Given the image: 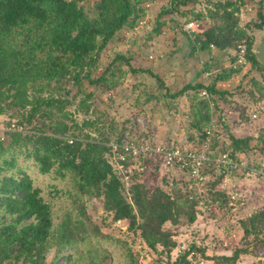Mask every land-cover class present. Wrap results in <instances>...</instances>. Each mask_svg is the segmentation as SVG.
<instances>
[{
  "label": "trees",
  "instance_id": "1",
  "mask_svg": "<svg viewBox=\"0 0 264 264\" xmlns=\"http://www.w3.org/2000/svg\"><path fill=\"white\" fill-rule=\"evenodd\" d=\"M80 1L0 0V114L14 115L10 111L18 108L21 114L15 123L31 125V129H7L4 138H0V264H45L52 250L58 257L91 238H104L106 235L100 225L87 214L85 197L101 198L104 209L113 213L115 220H125L129 231L139 233L150 248L165 253L168 264H193L189 256L196 253L211 258L214 264H239L244 251L264 256V210H258L247 220H241L245 234L254 236L252 249L248 244L245 250L236 248L231 254L207 255L205 248L192 243L172 261L170 256L177 241L174 232L165 224L193 223L198 216L200 195L195 194V198L191 191H184L178 184L171 192L160 185H150L142 179L149 159L143 169L136 166L137 162L143 163L140 159L133 163L123 162L132 168L128 182L108 156L110 150L112 152L108 135L97 137L88 132L83 138L69 133L72 127H91L100 133V125L105 124V111L95 105L96 89L110 91L122 84L123 90L133 91L126 86L125 76L129 74V68L112 70L109 65L100 74L96 70L103 50L113 38L125 27L136 26L144 0H94L97 10L94 17ZM197 1L173 0L164 12H178L180 7ZM253 4L256 5V15L243 24L241 9ZM206 9L205 14L212 23L201 26L194 37L185 30L184 33L193 51L207 52L210 61L215 50L231 51L230 67L216 72L208 84L203 81L188 84L177 93L204 88L212 99L217 94L225 97L231 93L227 82L247 64L249 68L242 81L255 70L262 71L263 79L252 77L255 88L250 89L253 95L257 89L262 96L264 65L252 47L255 40L253 30L264 27V0H216ZM155 31H160V26ZM242 45L245 46L246 60L241 63L238 59ZM119 60L133 68L130 58L121 54H117L112 63ZM209 62L204 71L212 75ZM149 71L165 86L167 95L170 94L171 89L166 86L164 77ZM71 83L77 88L74 96H71ZM126 102L120 105H126ZM71 103L75 104L73 110L68 108ZM79 113L84 114L82 123L76 119ZM192 117L190 126L203 130V124L212 118L209 99L193 105ZM12 123L9 122V126ZM201 134L202 141L197 148L205 142L207 129ZM231 138L233 149L239 151L250 150L254 139L251 135H232ZM211 147L213 149V145ZM260 149L264 151V145ZM16 151L33 159L41 173L55 170L62 177L70 176L78 198L77 209H74L76 214L68 210L61 221L55 223L51 204L32 176L18 165ZM209 169L212 167L208 166ZM214 195L221 207L233 210L229 195L219 190ZM159 245L162 248L159 249ZM130 255V263L134 264L133 254ZM95 257L94 253L89 255L82 264H100ZM67 259L66 264H72L71 254Z\"/></svg>",
  "mask_w": 264,
  "mask_h": 264
},
{
  "label": "rangeland",
  "instance_id": "2",
  "mask_svg": "<svg viewBox=\"0 0 264 264\" xmlns=\"http://www.w3.org/2000/svg\"><path fill=\"white\" fill-rule=\"evenodd\" d=\"M215 1L198 0L195 4L180 7L178 12L177 10L164 12L171 6L169 0H144L140 5L143 11L140 12L141 17L137 20L136 26L125 27L113 38L103 50L96 70L100 74L109 65L112 66V70L121 71L124 70L123 68L127 70L129 68L130 72L125 76L126 86L133 91L123 90L122 84L114 86L110 91H105L103 88L96 89L95 105L105 111L103 116L105 124L100 125V133L91 127H72L69 132L83 138L88 132L91 136L97 137L108 135L109 141L112 142L122 134H133L137 124H140L137 120L140 116L141 124L149 129L150 134L154 136H151L152 140L155 138L157 141L156 144L187 143L198 147L199 142L202 141L201 131L209 129L212 121L218 122L211 138L214 151L218 154L228 152L235 156L245 163L242 169L235 170L231 176H221L220 172L213 168L209 171L206 169L207 178L199 185L194 184L195 181L187 171L179 167L169 168L161 160L153 157L149 159L142 173V179L148 181L150 185H160L171 192L178 184L177 186L182 187L184 191H191L192 196L200 195L201 200L197 205L198 216L193 223L182 221L178 224L171 222L165 224L166 228L174 232L177 241V246L170 256L172 261L184 253L192 243L205 248L207 255L231 254L236 248L245 250L248 244L252 249L254 236L245 234L241 220H247L258 210H264V193H257L260 188L264 190V176L258 172L264 168V151L260 149L264 145V91L262 96L257 89L254 95L250 91L255 88L252 77L263 79V72L255 70L242 81V76L249 68L245 64V67L239 73L232 75L227 82L231 93H227L225 97L217 94L212 99L209 92L202 93L204 88L177 93L188 84L196 85L202 81L208 84L216 72L230 67L231 51L224 53L215 50V56L210 61L207 52L193 51L190 40L184 33L183 24L189 18H198L196 20L199 26L196 32L201 26L206 27L212 23L205 13H207L206 6H211ZM80 4L85 6L90 16L97 15L94 0H81ZM255 6L253 4L242 7L240 16L243 24L250 22L256 15ZM201 12L203 13L198 16L197 14ZM158 26L160 31L157 32L155 28ZM257 30H253L255 38ZM180 47L181 50L178 49ZM117 54L129 57L135 69L120 60L113 64L112 61ZM207 62L211 63L212 75L204 71ZM149 70L164 77L166 86L171 89L170 94L167 95L165 86H162L159 79ZM241 82V88L236 90V86ZM70 88H72L71 96H74L77 88L72 83ZM176 93L178 95L174 96L173 94ZM76 99L78 101L79 97ZM203 99H209L212 118L208 123L203 124V130H199L191 127L190 122L193 119V105ZM125 100L127 104L120 105ZM68 108L73 110L75 104L71 103ZM14 109L15 111H10L14 112V115L0 114V135H4L5 131L10 129L9 122L19 120L21 110ZM254 113L257 115L254 116ZM83 118L84 114L79 113L76 116L80 123L83 122ZM26 127L31 129V125L23 124V128ZM232 135L253 136L251 149L234 150ZM15 156L18 165L32 176L35 185L42 188L43 196L52 206L56 224L68 210L77 213V210H74L77 209L75 207L77 193L69 175L62 177L55 170L41 173L33 159L27 158L19 151H16ZM108 156L111 161L114 160L111 150ZM144 164L146 165L145 162ZM114 165L119 172L118 163L115 162ZM250 168L257 170L250 171ZM171 180H174V183H170ZM252 184L255 189L251 187ZM217 190L230 196L233 210L227 206L221 207L220 202L214 200V193ZM233 194L236 198H232ZM85 199L87 214L100 225L106 236L91 238L84 245L65 250L58 257H55V250H52L48 253L45 264H66L68 254L72 255V264H82L93 253L96 254V262L100 264H131V253L134 264H168V256L165 253L150 248L139 233L129 231L125 220H115L113 213L104 209L101 198L85 197ZM160 248L162 247L159 245ZM189 258L193 264H214L211 258L203 257L201 253L192 254ZM238 262L264 264V256H255L244 251Z\"/></svg>",
  "mask_w": 264,
  "mask_h": 264
},
{
  "label": "built area",
  "instance_id": "3",
  "mask_svg": "<svg viewBox=\"0 0 264 264\" xmlns=\"http://www.w3.org/2000/svg\"><path fill=\"white\" fill-rule=\"evenodd\" d=\"M172 4L173 0H169ZM199 22L196 19L187 20L183 24L184 30L194 35L197 31ZM245 46H241V53L239 55L238 62H245ZM203 94H207L208 91L204 89ZM257 114L254 113V116ZM137 120L140 124H137L133 134L125 133L122 134L118 139L109 142V146L112 149V156L114 157V163H118V169L120 173L124 175V178L129 182L130 173L132 168H128L123 165L124 161H129L131 163L137 161L138 159L143 161L136 163V166H139L141 169L145 167L144 162L152 157L158 158L162 163L169 167H179L181 170H185L192 177L194 184H202L207 178L206 169L208 166L218 170L221 176H231L235 170L242 169L245 166V163L239 161L235 156L231 155L228 152L216 153L212 149V134L218 126V122L211 123L209 129H207V138L201 148L192 147L187 143H168L167 145H158L155 138L152 140L149 129L145 125L141 124L142 117H137ZM147 126V123H146ZM10 129L22 130L23 126L13 122L10 126ZM154 137V136H152ZM0 138L3 139L4 135H0ZM185 142V141H182ZM248 168V166H247ZM250 171L257 170L250 168ZM264 176V168L260 171ZM126 181V182H127ZM127 182V183H128ZM170 183H174V180H171ZM232 198H236V195H232Z\"/></svg>",
  "mask_w": 264,
  "mask_h": 264
},
{
  "label": "water",
  "instance_id": "4",
  "mask_svg": "<svg viewBox=\"0 0 264 264\" xmlns=\"http://www.w3.org/2000/svg\"><path fill=\"white\" fill-rule=\"evenodd\" d=\"M252 50L264 65V27L256 31V38Z\"/></svg>",
  "mask_w": 264,
  "mask_h": 264
},
{
  "label": "crops",
  "instance_id": "5",
  "mask_svg": "<svg viewBox=\"0 0 264 264\" xmlns=\"http://www.w3.org/2000/svg\"><path fill=\"white\" fill-rule=\"evenodd\" d=\"M213 52H214V54H215V51H213ZM165 90H166V89H165ZM253 186H254V185L252 184L251 187L255 189V186H254V187H253ZM255 192H256V191H255ZM257 193H259V194H260V193H264V190H262V188H260V189L258 190Z\"/></svg>",
  "mask_w": 264,
  "mask_h": 264
}]
</instances>
